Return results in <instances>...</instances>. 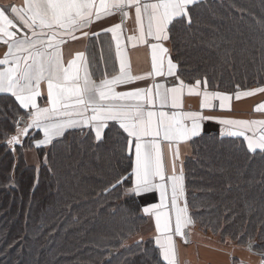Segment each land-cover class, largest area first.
Masks as SVG:
<instances>
[{"label": "trees", "instance_id": "1", "mask_svg": "<svg viewBox=\"0 0 264 264\" xmlns=\"http://www.w3.org/2000/svg\"><path fill=\"white\" fill-rule=\"evenodd\" d=\"M166 44L187 83L207 76L209 91L229 95L264 87V0H207L191 30L177 24ZM9 103L23 113L0 95V264H102L104 249L113 253L111 264H167L153 240L129 243L147 225L137 199L103 192L117 172H131L122 130L110 124L100 142L66 134L30 151L26 140L14 153L6 143L17 118ZM194 139L182 162L192 225L237 248L250 242L262 260L264 153L216 132Z\"/></svg>", "mask_w": 264, "mask_h": 264}, {"label": "snow or ice", "instance_id": "2", "mask_svg": "<svg viewBox=\"0 0 264 264\" xmlns=\"http://www.w3.org/2000/svg\"><path fill=\"white\" fill-rule=\"evenodd\" d=\"M206 3L207 0H99L97 5L96 0H24L22 7L11 3L0 6V43L7 46L5 56L0 58V65L4 66L0 68V94L5 99L13 97L19 109H23L20 113L9 103V109L17 117L13 120L15 134H6L10 150L15 153L16 147H24L26 140L30 142L29 151L32 150L31 145L36 149L54 146V141L59 142L58 138H64L66 134H80L88 139H92L94 134L95 141L100 142L106 137L109 122H112L118 135L120 130L126 134L128 158L134 147L135 159L129 165L131 172H117L114 181L103 192L109 194L115 190L119 193L117 199L123 197L126 203L129 199L135 203L142 196L159 194V203L145 204L142 211L155 217L156 231L163 236V242L157 237L156 244L167 264H176V255L174 240L169 235L172 231L170 216L165 210L170 207L175 213V235L181 236L185 242L187 236L182 227L194 224L187 202L183 206L179 204L185 195L183 166L177 173L175 165L180 159L179 146L195 143L194 138L202 135L201 121L213 117H205L201 112L168 113L150 109L157 102L161 108L169 103L173 109L180 107L185 89L188 95L201 97V109L214 107L212 101H219L220 108L224 109L232 99L229 94L209 91L207 76L203 81L196 79L194 84L185 82L178 62H174L170 49L163 43L170 42V34L177 24L191 30L194 14ZM133 9L139 36L129 35L126 39L149 43L152 49V73L149 75L175 77L172 87L157 83L154 92L144 88L116 90L121 85L143 79L132 74L121 47L124 39L122 26ZM238 11L243 12L242 9ZM117 14L120 22L103 28L102 32L111 33L118 72L111 61V44L108 45L107 58L103 56L102 45L100 62L94 54L88 56L86 52H77L65 61L63 46L69 41L80 40L77 33L89 43L91 37L99 41L101 32L92 30L91 26ZM13 16L23 24L26 32L20 29ZM97 74L99 79L94 78ZM42 86H46L43 105L38 102L44 101ZM257 92H264V87L237 91L235 97L240 99ZM255 111H264V104L258 105ZM217 122L223 126L221 137L243 136L249 152L259 150L264 153V131L253 136L246 134L256 127L264 129V120L220 119ZM38 133H42V138H37ZM161 141L167 142L169 150L176 146L172 152L171 171ZM95 214L100 215L101 210ZM247 249H253L250 242ZM104 251L108 259L102 264H111L112 251ZM261 264H264V258Z\"/></svg>", "mask_w": 264, "mask_h": 264}, {"label": "crops", "instance_id": "3", "mask_svg": "<svg viewBox=\"0 0 264 264\" xmlns=\"http://www.w3.org/2000/svg\"><path fill=\"white\" fill-rule=\"evenodd\" d=\"M11 3L14 6L22 7L24 6V0H0V6L6 5ZM97 5L99 4V0H96ZM9 15L12 16L9 10ZM15 20V17H12ZM17 25L20 27H23V24L19 20H15ZM120 22V16L119 14L113 16V17H107L105 19H102L98 22H95L91 29L96 32H101L100 40L97 41L96 37H91V43H89L88 40H85L80 33H77L78 36H81L80 40L77 41H69L66 45L63 46V55L65 61L68 59L73 58L77 52H86V55L92 56L95 55L98 62H100V58L102 55V45H103V56L107 58L109 56V50L108 45L111 44V61L115 66L116 72L119 71V65L118 62L115 59V43L111 40V33H103L102 29L110 27L113 23H119ZM123 37L121 41V47L124 51V54L126 55L129 65L131 68V72L134 76L139 75L142 76L143 79L136 80L128 85H121L116 90L117 91H129L133 90L135 88H144V89H152L153 92L155 91V85L157 83L165 85V87H172L174 85L175 77H168V76H159L155 75L154 73L152 75H149L152 73V49L149 46L148 42L145 43H139L136 41L129 42L126 38L129 35H137L139 36V30L138 25L135 21V11L134 9L131 10L129 17L125 20L123 26ZM85 31H88V29H85ZM155 42V41H151ZM135 43V47H133V44ZM164 46L167 47L166 41L163 42ZM7 52V46L0 43V58H3L5 56V53ZM4 66L0 65V68ZM103 68V65L101 63V70ZM94 78L99 79V74L95 75ZM43 92H44V101H38L42 105L46 101V86H42ZM3 95V94H0ZM13 98V97H12ZM14 99V98H13ZM15 100V99H14ZM18 104V103H17ZM212 104L214 107H204L201 109V97L196 95H188L187 89L184 91V95L181 98V106L173 109L171 107V104L165 108H161L159 103L155 105L154 108H151L150 110L154 111H166L168 113H171L173 111H184V112H201L203 116L205 117H213V119H207L201 121L202 124V134L206 132H216L221 134L222 125H220L217 121L220 119H233V120H241V121H252V120H261V116H264V111H255L258 105L264 104V92H257L255 95L242 97L240 99H236V97H232L231 101L226 105L224 109H221L219 106V101H212ZM23 110V109H22ZM231 111L235 112L232 113ZM258 117L260 119H258ZM112 124V122H109ZM261 131H264V129H260L259 127L254 128L251 130V134L253 133H260ZM248 135L250 133L247 131ZM125 134V133H124ZM126 135V134H125ZM243 138V136L238 137ZM151 139V138H149ZM163 146V151L165 154V158L169 167V171H171V165H172V152L175 151V145H173L172 149L169 150L167 147L166 141H161ZM180 159L175 162L176 165V171L179 173L183 160L189 156L190 150H189V144H181L180 146ZM129 154V152H128ZM132 160L135 159V153H134V147L131 151ZM33 164L35 163L34 159H31ZM138 203L140 204L141 208V214L146 218L147 225L146 229L144 231V235H146L145 240H153L156 243L157 237L160 239L163 237L161 234L157 233L156 231V224H155V217L151 215H147L143 213L142 207L145 204H153V203H159V194L154 193L150 194L148 196H142L137 199ZM169 202H170V194H169ZM180 206L184 205V199L182 198L179 201ZM165 211L169 212L170 216V227L171 232L169 235L172 236L175 246L177 245L175 250L176 255V261H180V264H197L196 262H189L186 260L187 252L189 250L194 252V246L195 249L199 250L200 256L202 259H205L208 252H213L215 249L220 248H227L224 243L219 242L214 237L205 235L202 232H200L197 228H195L193 225H189L187 227H182V231L190 237L191 243L187 240V242L184 241V239L181 236L175 235V228H176V221H175V213L169 209H166ZM178 241H183L178 242ZM162 242V241H161ZM206 243V244H205ZM157 245V244H156ZM191 246H193V249H191ZM182 247L185 248V250H182ZM160 249V248H159ZM229 249V248H228ZM182 250V252H181ZM217 258H226L227 264L231 263V256L229 253L223 252L222 255L220 253L217 254ZM194 259V257H193ZM225 259H223L224 261ZM199 264H210V262H202Z\"/></svg>", "mask_w": 264, "mask_h": 264}, {"label": "rangeland", "instance_id": "4", "mask_svg": "<svg viewBox=\"0 0 264 264\" xmlns=\"http://www.w3.org/2000/svg\"><path fill=\"white\" fill-rule=\"evenodd\" d=\"M21 30L23 32H26L27 29L21 27ZM232 97L235 96V94L231 95ZM232 113H235L233 111H231ZM261 120H264V116H261ZM258 119H260L258 117ZM259 121V120H258ZM250 133L249 136H253V135H259L258 133H253L251 134V131H248ZM248 135V133H246ZM147 227H145L146 229ZM144 229V231H145ZM144 231L141 235H138L136 238H134L133 240L129 241V243H132L134 241H138V240H142L146 238V235H144ZM187 236V240L191 243L190 237L188 236V234L186 233ZM161 241L163 242V237L161 238ZM178 242H183V241H178ZM176 244V243H175ZM206 244V243H205ZM225 244V243H224ZM192 245L194 246V252L192 253L191 250H189V252H187V257L186 260L189 262H196L197 264L202 263V262H210V264H227L226 258H217V254L220 253L222 255L223 252H225L226 254L229 253L231 256V263L230 264H261V260L259 259V257L255 256L254 254H252V252H250L247 248H237L233 245H229V244H225V246L227 248H220V249H215V251L213 252H208L207 256L205 259H202L200 256V252L199 250L195 249V245L192 243ZM193 246H191V249H193ZM177 245L175 246V250ZM229 248V249H228ZM182 250L184 251L185 248L182 247ZM181 250V252H182ZM194 257V259H193ZM223 259H225L223 261ZM180 261H176V264H180Z\"/></svg>", "mask_w": 264, "mask_h": 264}, {"label": "water", "instance_id": "5", "mask_svg": "<svg viewBox=\"0 0 264 264\" xmlns=\"http://www.w3.org/2000/svg\"><path fill=\"white\" fill-rule=\"evenodd\" d=\"M251 252V251H250Z\"/></svg>", "mask_w": 264, "mask_h": 264}]
</instances>
